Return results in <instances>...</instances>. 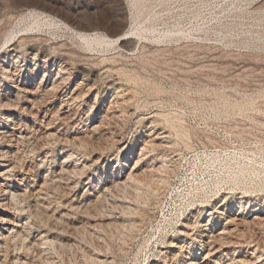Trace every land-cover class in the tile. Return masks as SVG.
I'll list each match as a JSON object with an SVG mask.
<instances>
[{
  "label": "rangeland",
  "instance_id": "rangeland-1",
  "mask_svg": "<svg viewBox=\"0 0 264 264\" xmlns=\"http://www.w3.org/2000/svg\"><path fill=\"white\" fill-rule=\"evenodd\" d=\"M0 99V264H264V0H0Z\"/></svg>",
  "mask_w": 264,
  "mask_h": 264
},
{
  "label": "bare ground",
  "instance_id": "bare-ground-1",
  "mask_svg": "<svg viewBox=\"0 0 264 264\" xmlns=\"http://www.w3.org/2000/svg\"><path fill=\"white\" fill-rule=\"evenodd\" d=\"M27 14V13H26ZM16 23L14 22V21H12V22H14L13 24L15 25L14 26V28H18V26H20V29L19 30H16V31H14V32H12V33H10L6 38H7V41H6V43H9V42H12V40H14L16 37V35L18 34V33H26V32H33V31H35L36 29H40V28H42L43 26H52V25H56V23L54 22V21H52V20H50V18H48V16H46L44 13H38V12H31L30 14H28V15H20L17 19H16ZM12 24V23H11ZM12 26V25H11ZM139 30V29H138ZM139 32V31H138ZM21 37H23V36H21ZM78 38L81 40V41H83L88 47H92L93 45L95 46H100V47H103V48H107V47H111V46H113L115 43L114 42H111L106 36H104V35H102V34H100V33H93V34H90V33H80V34H78ZM21 38H19L18 39V41L20 40ZM120 40H122V39H120ZM120 40H118L117 42H121ZM21 43V42H20ZM16 43H14V44H12L10 47H11V51H13V52H15L16 51V49H17V46L16 47H14V45H15ZM21 45V44H20ZM19 58V57H18ZM15 69V68H14ZM7 70V69H6ZM4 71H5V69H4ZM10 71V70H9ZM9 71H6V72H8L9 73ZM13 71V70H12ZM11 72V71H10ZM4 73V72H3ZM13 74V73H12ZM15 75V74H14ZM10 77V76H9ZM11 79H13V78H11ZM15 80V79H14ZM13 80V81H14ZM54 83H56V82H54ZM57 86V85H56ZM58 87H60L59 85H58ZM19 88V87H18ZM55 88V87H54ZM53 88V89H54ZM21 89V88H20ZM58 90H60V89H58ZM27 91V90H26ZM25 91V92H26ZM19 92V91H18ZM22 92V91H21ZM26 94V93H25ZM10 96H11V94H10ZM7 97V96H6ZM5 97V98H6ZM18 97H20V96H18ZM16 98H17V96H16ZM7 99V98H6ZM18 99V98H17ZM16 99V100H17ZM10 100V99H9ZM8 101V100H7ZM6 101V102H7ZM12 101V100H11ZM10 102V101H9ZM8 102V103H9ZM13 102H14V100H13ZM16 102H18V101H16ZM1 103H3L2 102V100L0 99V106L2 105ZM4 103H5V101H4ZM3 103V104H4ZM66 103V102H65ZM7 104V103H6ZM6 104H4V105H6ZM10 104L11 105H14V104H12V103H9V106H10ZM18 104H19V102H18ZM64 104V103H63ZM21 105V104H20ZM18 106V105H17ZM4 108H5V106H3ZM10 107H12V106H10ZM15 108H17L16 106H14ZM19 107H21V106H19ZM23 107V106H22ZM21 107V108H22ZM1 108V107H0ZM20 108V109H21ZM2 109V108H1ZM19 109V108H18ZM17 110V109H16ZM23 110H25L24 108H23ZM19 111V110H18ZM9 113V112H8ZM48 113V112H47ZM60 113V112H59ZM15 115V114H14ZM8 120V119H7ZM9 121H12V120H9ZM16 122V121H15ZM15 122H14V124H11V126H16L15 125ZM9 123V122H8ZM21 128V127H20ZM11 130H13V132L15 131V128L14 129H11ZM26 131V130H25ZM21 132V131H20ZM3 136L4 137H7V135L9 136V134H11V131L10 130H8V131H4L3 132ZM2 135V134H1ZM20 135H21V133H20ZM19 135V136H20ZM11 138V137H10ZM14 138V137H13ZM2 139H3V137H2ZM8 139V138H7ZM5 139H3V141H4ZM11 140V139H10ZM13 141V140H12ZM7 142V141H6ZM9 142V141H8ZM7 142V143H8ZM11 142V141H10ZM10 142H9V144H10ZM4 143V142H3ZM2 143V144H3ZM12 144H13V142H12ZM12 144H11V146H12ZM2 152V151H1ZM9 152V151H8ZM8 152H4V154H0V157H3V158H1V159H3L2 161H4V163H1L0 164V194H3L4 195V197L6 196V195H9V196H12V197H10L11 198V200L13 201V200H17V199H20V196H19V189L18 188H14V189H12L11 188V186L9 185L10 184V182H8L9 181V179H11L10 177H16V174L14 173L15 172V169L17 168L16 166H13V163L11 162V160H8L7 158H5V157H7L8 156ZM3 153V152H2ZM11 154V153H10ZM13 157V156H12ZM11 157V158H12ZM13 159V158H12ZM208 164V163H207ZM197 166V165H196ZM21 167V166H20ZM201 167V166H200ZM207 167V166H206ZM202 168V167H201ZM162 169H163V167H162ZM161 169V170H162ZM208 169L209 168H207V171H208ZM2 170H6L5 171V179H3L2 178V176H1V174L3 173L4 174V172H2ZM156 171V170H155ZM205 171V170H204ZM2 172V173H1ZM152 172H154V171H152ZM156 173V172H155ZM197 173V172H196ZM151 174V173H150ZM176 176H179V173L177 174H175ZM158 177V176H157ZM163 177V176H162ZM1 179H3V180H1ZM147 179V178H146ZM152 180V179H151ZM187 180H189L188 182H192V186L193 187H195V189L193 188V190H191V189H188L187 191H184V193L186 194V196H188L189 194H191L192 193V191H195V190H205V188H204V185H203V183L202 182H198V184L196 183L197 181H198V179L197 178H195V177H193L192 179H190V177H188L187 178ZM13 181V180H12ZM145 181V180H144ZM143 181V182H144ZM162 181V180H161ZM142 182V183H143ZM152 182V181H151ZM205 182V181H204ZM140 183V182H139ZM14 184V183H13ZM144 184V183H143ZM149 183H147V185H148ZM140 185V184H139ZM152 185V184H151ZM156 185V184H155ZM168 185V184H167ZM172 185V184H171ZM142 186V185H141ZM154 186V185H153ZM201 186V187H200ZM136 187V186H135ZM138 187V186H137ZM155 187V186H154ZM171 187V186H170ZM144 188V187H143ZM136 191V190H135ZM156 191V190H155ZM22 192V191H21ZM20 192V193H21ZM138 192V191H137ZM144 193V192H143ZM151 193V192H150ZM187 193H189V194H187ZM147 194V193H146ZM177 194H178V192H177ZM184 194V195H185ZM181 195V194H180ZM21 197H22V195H21ZM24 197V196H23ZM138 197V196H137ZM142 197V196H141ZM146 197V196H145ZM148 197H150V196H148ZM147 197V198H148ZM8 198V197H7ZM7 198H5V201H8V199ZM136 198V197H135ZM183 198V197H182ZM1 199V198H0ZM22 199H24V198H22ZM187 199V198H186ZM137 200V199H136ZM2 202H3V200H2ZM9 203H10V201H8ZM15 202V201H14ZM140 202V201H139ZM144 202V201H143ZM150 202V201H149ZM188 202V201H187ZM191 202V201H190ZM5 203V202H4ZM3 203V204H4ZM230 202H225V205H227V204H229ZM0 204H1V202H0ZM12 204V203H11ZM136 204H137V202H136ZM184 204V203H183ZM187 204V203H186ZM191 205V204H190ZM189 205V206H190ZM139 206H140V204H139ZM187 206V205H186ZM129 207V206H128ZM127 207V208H128ZM134 207V206H133ZM2 208H3V206H2ZM130 209V208H129ZM136 209V208H135ZM132 210H134V209H132ZM131 210V211H132ZM138 210V209H137ZM2 211V210H1ZM128 211H130V210H128ZM6 212V211H5ZM133 212V211H132ZM203 212H204V208H201L200 209V213H202V215H203ZM129 213V212H128ZM181 213V212H180ZM142 215V214H141ZM132 216V215H131ZM135 216V215H134ZM130 217V216H129ZM0 219H1V217H0ZM7 219V218H6ZM1 220H5V218L4 219H1ZM2 221V222H3ZM134 223V222H133ZM132 226V225H131ZM189 227V225H187V224H184L183 225V229H181L180 230V234H182V235H186L187 234V231L189 230H187V228ZM191 227V226H190ZM199 227V226H198ZM195 229V228H194ZM196 229H197V227H196ZM191 230H193V229H191ZM229 231V230H228ZM228 231H224V232H227V234H229L228 233ZM223 233V232H222ZM226 234V233H225ZM219 235V234H218ZM220 235H222L223 236V234H220ZM5 236V233H4V230L3 229H0V254L1 255H4V254H7V252L5 253V252H3L4 254H2L1 252L3 251L2 250V248H3V246H4V248L6 247L5 245H3V244H5L4 242L6 241V240H4L3 239V237ZM212 237H214V236H212ZM216 237V236H215ZM219 237V236H218ZM225 236H223V238H224ZM5 238V237H4ZM7 238V237H6ZM13 238H15V237H13ZM223 238L221 239V240H223ZM211 239V238H210ZM10 240V239H9ZM12 240H14V239H12ZM213 240V239H212ZM16 241V240H15ZM216 241V240H215ZM220 241V240H219ZM216 242H218V241H216ZM7 243V242H6ZM211 243V242H210ZM215 243V242H214ZM16 244V243H15ZM172 244H175V243H172ZM212 246V245H211ZM16 247V246H15ZM220 247H222V246H220ZM3 248V249H4ZM23 248V247H22ZM213 248V247H212ZM218 248V247H217ZM217 248H216V250H217ZM7 249V248H6ZM5 249V250H6ZM8 249H9V247H8ZM11 250V249H10ZM215 250V249H214ZM213 250V251H214ZM217 252V251H216ZM12 253V252H11ZM212 253V252H211ZM9 255V254H8ZM9 257V256H8ZM3 258H4V256H3ZM5 259V258H4ZM7 260V259H6ZM17 261V260H16ZM18 262V261H17Z\"/></svg>",
  "mask_w": 264,
  "mask_h": 264
}]
</instances>
